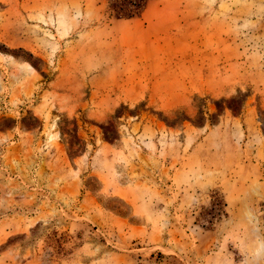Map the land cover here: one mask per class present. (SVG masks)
Here are the masks:
<instances>
[{
    "label": "rangeland",
    "instance_id": "rangeland-1",
    "mask_svg": "<svg viewBox=\"0 0 264 264\" xmlns=\"http://www.w3.org/2000/svg\"><path fill=\"white\" fill-rule=\"evenodd\" d=\"M0 0V264H264V0Z\"/></svg>",
    "mask_w": 264,
    "mask_h": 264
},
{
    "label": "trees",
    "instance_id": "trees-1",
    "mask_svg": "<svg viewBox=\"0 0 264 264\" xmlns=\"http://www.w3.org/2000/svg\"><path fill=\"white\" fill-rule=\"evenodd\" d=\"M148 0H110L109 14L117 18L138 16Z\"/></svg>",
    "mask_w": 264,
    "mask_h": 264
}]
</instances>
